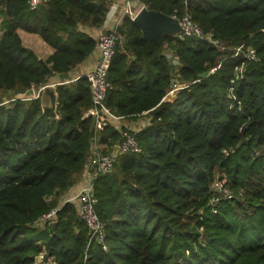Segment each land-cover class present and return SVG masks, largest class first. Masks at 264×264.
I'll return each mask as SVG.
<instances>
[{
    "label": "trees",
    "instance_id": "1",
    "mask_svg": "<svg viewBox=\"0 0 264 264\" xmlns=\"http://www.w3.org/2000/svg\"><path fill=\"white\" fill-rule=\"evenodd\" d=\"M42 1L34 9L31 0H0V264H35L41 254L54 264H264V0H141L190 15L212 41L180 33L159 46L122 16L106 106L121 119L145 117L137 131L114 120L97 130L91 84L74 78L98 53L82 28L102 29L112 0ZM18 30L55 53L38 59ZM251 48L258 62L246 57ZM179 84L175 101H164ZM31 88L45 89L16 100ZM124 131L140 153H115ZM95 138L100 152L117 154L94 185L107 252L75 220L76 205L62 202ZM218 178L235 198L216 213ZM60 206L55 223L37 224Z\"/></svg>",
    "mask_w": 264,
    "mask_h": 264
},
{
    "label": "built area",
    "instance_id": "2",
    "mask_svg": "<svg viewBox=\"0 0 264 264\" xmlns=\"http://www.w3.org/2000/svg\"><path fill=\"white\" fill-rule=\"evenodd\" d=\"M42 3V0H31V6L34 9L42 5ZM144 7L145 5L141 2V0H126L123 14L120 15L119 19H117L115 27L113 29H107L108 23L116 11L114 6L110 9L105 26L103 27V31L97 38L98 58L96 63L91 71L80 77L87 78L91 84L93 107L89 110L88 116H92L96 119L97 130L101 129L103 126H107L109 120H121V118L112 114V112L106 106L107 95L113 88L112 84L108 80V73L114 59L116 43L119 39L117 35V27L119 26L124 14L129 15L133 21ZM172 17L179 21V24L183 30L182 33L200 37L204 36L210 41L213 40L211 34L205 35L200 27L194 24L190 15H186L182 19H178L176 16ZM217 44L218 43H216V45ZM221 48L223 49L225 47ZM242 49L243 46L238 47L235 50L233 57L238 56L242 52ZM247 52L248 53L246 57L250 61H259L254 49L251 48ZM43 89L45 88H41L37 91L35 99L39 98L40 92ZM105 117H107V120L104 119ZM118 128L121 127L118 126ZM117 147H119L118 153L121 154L141 152V148L138 145L135 135L131 134L129 131L123 132V141ZM117 154L106 155L100 152V146L97 143V139L95 138L92 148L93 156L89 164L91 168L92 166L94 168L93 170L91 169V173L87 176L79 191L74 196L69 197L63 203V205L66 203H74L76 205L78 219L86 224V226L89 228L92 240L95 241L105 252H107L109 249L106 242V227L105 224L100 220L96 211L98 198L95 195L94 185L98 176H105L114 170ZM213 191L214 195L210 200V205L214 208V212L216 213L217 210L215 207L221 199L232 200L235 198L234 193L231 192L227 187V181L225 179L220 180L218 178L215 185L213 186ZM61 209L62 206L52 209L49 213L40 218L37 224L45 226L55 223L58 218V213L61 211ZM45 259V255L41 254L37 257L35 264H54V260L51 259L47 261V263L45 262Z\"/></svg>",
    "mask_w": 264,
    "mask_h": 264
},
{
    "label": "crops",
    "instance_id": "3",
    "mask_svg": "<svg viewBox=\"0 0 264 264\" xmlns=\"http://www.w3.org/2000/svg\"><path fill=\"white\" fill-rule=\"evenodd\" d=\"M126 0H112V6L116 8L115 13L113 14L112 18L110 19L107 29H113L116 25L117 19H119L121 13H123V9L125 6ZM82 30L91 36H94L95 38H98L99 34L103 31L102 29H92V28H82ZM19 36L24 44V46L28 49H31L34 51V53L37 55L38 59L40 60H47L49 57H51L55 50L46 43L39 35L29 33L24 30H18ZM98 58V53H94L91 55L86 62L81 64L76 70H75V76L74 78H80L87 72L91 71L96 63V60ZM184 88L182 85H175L172 87V89L169 91L167 96L164 98V101L173 102L175 101L176 95ZM51 104L50 100L46 102V105L49 106ZM145 117L138 118L136 120H130L123 118L119 120V122L125 126H127L128 129L137 131L145 124ZM90 164V163H89ZM91 173V167L88 166L86 171L82 174L81 178L77 182V184L64 196L62 199V202H65L69 197L74 196L79 189L81 188L82 184L86 180L87 176Z\"/></svg>",
    "mask_w": 264,
    "mask_h": 264
},
{
    "label": "water",
    "instance_id": "4",
    "mask_svg": "<svg viewBox=\"0 0 264 264\" xmlns=\"http://www.w3.org/2000/svg\"><path fill=\"white\" fill-rule=\"evenodd\" d=\"M140 30L142 31L144 38L149 42H155L159 46L164 44V40L168 36H173L183 32L179 21L172 16L165 15L161 12L151 11L144 7L133 20ZM209 76V73L206 72L200 75L201 79H205ZM69 79L68 75L62 77V80ZM177 80H173L172 84H176ZM36 90L34 88L29 89L23 94L16 96V100L21 101H30L35 99ZM152 115L155 114L153 110ZM119 147H116L115 153H118ZM92 166V170H93ZM76 221L78 218L75 219Z\"/></svg>",
    "mask_w": 264,
    "mask_h": 264
},
{
    "label": "rangeland",
    "instance_id": "5",
    "mask_svg": "<svg viewBox=\"0 0 264 264\" xmlns=\"http://www.w3.org/2000/svg\"><path fill=\"white\" fill-rule=\"evenodd\" d=\"M38 91V90H37ZM37 91H36V93H37Z\"/></svg>",
    "mask_w": 264,
    "mask_h": 264
}]
</instances>
